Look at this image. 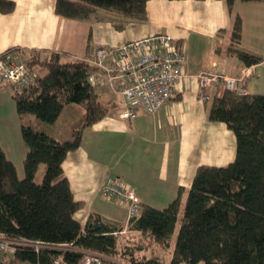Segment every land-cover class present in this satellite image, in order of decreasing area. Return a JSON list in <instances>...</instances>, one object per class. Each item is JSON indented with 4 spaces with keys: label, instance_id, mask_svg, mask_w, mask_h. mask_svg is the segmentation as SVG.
Returning a JSON list of instances; mask_svg holds the SVG:
<instances>
[{
    "label": "trees",
    "instance_id": "1",
    "mask_svg": "<svg viewBox=\"0 0 264 264\" xmlns=\"http://www.w3.org/2000/svg\"><path fill=\"white\" fill-rule=\"evenodd\" d=\"M147 1L54 0L53 11L72 20H106L121 31L147 20ZM234 1L225 0L229 13ZM14 6L12 0H0V14L12 12ZM216 35L222 44L216 46V53L222 49L245 67L258 63L264 67L263 56L241 47L237 13H232L228 33L219 30ZM86 48L88 55V43ZM7 50L26 54L37 78L35 85L12 94L16 112L33 117L20 127L26 148L22 178L0 146V233L10 241H36L50 247L35 252L14 245L1 264H76L85 251L121 264H264V93L223 89L211 98L207 119L224 123L233 133L234 158L221 167H196L171 245L180 188L163 208L139 202L137 214L125 225L91 213L83 226L74 219L82 202L74 200L61 164L79 146L81 131L112 114L117 102L100 99L95 88L101 87L90 85L91 67L82 59L20 47Z\"/></svg>",
    "mask_w": 264,
    "mask_h": 264
},
{
    "label": "crops",
    "instance_id": "2",
    "mask_svg": "<svg viewBox=\"0 0 264 264\" xmlns=\"http://www.w3.org/2000/svg\"><path fill=\"white\" fill-rule=\"evenodd\" d=\"M12 1L13 11L0 14V53L20 47L40 54L53 52L62 59H82L87 56V43L91 48L118 46L157 34L168 35L184 47L185 75L175 84L173 97L156 114L137 111L133 118L121 119L116 107L112 114L84 128L79 146L65 155L61 167L74 200L82 202L73 215L81 226L90 213L106 222L126 224L125 207L99 193V186L108 180L118 179L133 188L140 203L165 205L178 188L183 197L198 165L221 167L233 160V133L206 115L209 100L224 88L221 81H212L203 90L206 98L202 99L197 75L233 77L240 79L243 93H264L262 63L245 67L224 55L222 49L215 52L217 45L222 46L216 33L222 30L226 35L232 13H237L241 19L240 45L264 57V1L235 0L229 13L225 0H148L147 20L128 24L121 31L106 20L58 16L53 11L54 0ZM99 89L102 101L117 102L107 88ZM32 117L28 116V121ZM115 206L124 208L123 215Z\"/></svg>",
    "mask_w": 264,
    "mask_h": 264
},
{
    "label": "built area",
    "instance_id": "3",
    "mask_svg": "<svg viewBox=\"0 0 264 264\" xmlns=\"http://www.w3.org/2000/svg\"><path fill=\"white\" fill-rule=\"evenodd\" d=\"M82 60L91 67L87 74L93 87H105L117 97V115L121 119L133 118L137 111L145 115L158 112L162 104L174 95L175 84L185 75L184 47L164 34L151 35L125 42L118 46H99L89 50ZM28 56L19 50L0 53V85L12 93L33 86L37 71L29 64ZM199 95L210 82L221 81L222 87L243 94L240 79L226 76L197 75ZM105 200L122 203L126 207V221L137 214L138 199L131 187L118 179H111L99 186ZM14 245H26L36 252L39 247H50L36 241H10L0 233V264ZM76 264H121L114 258L92 252H82Z\"/></svg>",
    "mask_w": 264,
    "mask_h": 264
},
{
    "label": "rangeland",
    "instance_id": "4",
    "mask_svg": "<svg viewBox=\"0 0 264 264\" xmlns=\"http://www.w3.org/2000/svg\"><path fill=\"white\" fill-rule=\"evenodd\" d=\"M98 90H101V89L95 88V91H98ZM12 94L13 93L10 91V89L7 86L0 85V146L4 150L7 158L11 160L13 165L15 166L17 177L22 178L24 175L23 168H22V159L24 158L26 148L21 139L20 127L22 125L27 124L28 116H31V114H26V113L18 114L16 112L15 103H14V100L12 99ZM210 100H209V103H210ZM56 131H57V128H56ZM185 196H186V193H184L183 197H181V202L179 205V210H178L177 219L175 223V231L173 233V236L171 237V245H173L175 234L179 226ZM119 204L123 205L122 207H125V205L122 204L121 202ZM167 204L168 203L163 205V203L155 202L153 207L157 206L155 208H163ZM114 210L117 213L123 215L124 208L119 209L117 208V206H115ZM124 234L129 235V233L127 232H124ZM126 237L130 238V236H126ZM6 264H28V263L16 262V263H6ZM199 264H202V263H199Z\"/></svg>",
    "mask_w": 264,
    "mask_h": 264
}]
</instances>
